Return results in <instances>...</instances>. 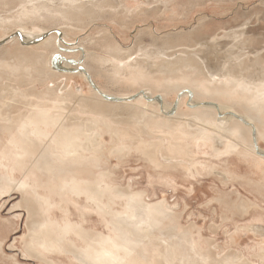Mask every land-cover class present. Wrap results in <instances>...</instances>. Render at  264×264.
<instances>
[{
  "label": "bare ground",
  "instance_id": "6f19581e",
  "mask_svg": "<svg viewBox=\"0 0 264 264\" xmlns=\"http://www.w3.org/2000/svg\"><path fill=\"white\" fill-rule=\"evenodd\" d=\"M129 1L118 0L115 6L111 0H0V10L19 7L12 15H0V29L33 27L23 37L17 33L14 51L0 48V170L9 173L0 175V193L16 189L22 194L21 207L30 220L25 249L43 261L46 254L61 253L82 264H250L239 255L218 259L201 249L161 204L146 203L144 193L113 188L101 170L106 153L132 150L152 161L162 156L166 164L188 167L194 148L204 147L215 156L251 159L264 176V153L253 143L264 139V50L246 48L253 38L245 23L222 35H207L211 29L202 27L203 40L191 41L189 34L183 43L166 38L161 46L149 28L135 37L133 53L114 41L116 26L175 20L178 11L175 0L155 6ZM102 18L111 22L109 30L83 43L100 53L79 43L71 50L81 49L82 62L75 65L63 56L50 67L70 34ZM141 34L150 38L148 48L140 45ZM221 39L233 42L230 49L220 52ZM78 72L105 79L115 92L93 84L95 91L88 95L73 90L66 82ZM52 80L59 84L53 87ZM172 96L178 97L176 105L169 101ZM105 133L114 142L109 149L103 145ZM15 172L22 173L21 180ZM43 176L60 181L58 194L82 196L107 216L111 234L52 219V198L39 192L50 188ZM117 201L120 211L113 207ZM258 259L264 262V249Z\"/></svg>",
  "mask_w": 264,
  "mask_h": 264
},
{
  "label": "rangeland",
  "instance_id": "374dc122",
  "mask_svg": "<svg viewBox=\"0 0 264 264\" xmlns=\"http://www.w3.org/2000/svg\"><path fill=\"white\" fill-rule=\"evenodd\" d=\"M147 1L150 6H155L159 5L161 0ZM111 2L115 6L118 4V0ZM129 2L130 5L134 4L133 0ZM174 2L173 9L178 11L175 20H149L128 24L124 28L115 25L112 31L114 41L134 53L137 49L135 37L149 28H152L155 37L159 39L157 45L161 46L166 38L177 37L180 41L178 42L181 43L182 39L185 40L186 35L190 34L191 41L203 40L207 35H222L246 23L248 35L253 38L246 48L264 50V0H175ZM9 8H2L0 15H12L19 7ZM110 27L111 22L102 18L87 25L79 33L70 34L68 37L70 39L65 40L62 50L58 49L59 51L54 53L50 67L53 68L55 58L59 59L63 56H66L69 63L75 65L82 62L81 49L71 50L81 43L82 48L86 47L87 51L100 53L95 47L83 43L97 40L96 37L102 35L99 31L105 28L109 30ZM202 27L210 28V34H203ZM32 28V25L27 23L22 29H0V43H4L0 48L10 47L11 51H14L15 48L11 47V43L13 40L19 41L17 33L21 32L23 37L25 33H32ZM52 30L46 31L48 35L55 33ZM56 36L58 40L62 39V35ZM139 39L140 45L144 48H148L152 43L145 34H141ZM226 40L219 41L217 48L220 52L230 49L233 45V42ZM87 70L92 71L90 68ZM71 76L66 84L68 83L73 90L81 88L80 92L82 91L84 95H88L89 91H95L93 85L107 92H115L108 87L105 79L97 76L90 77L79 72L72 73ZM52 84L56 87L59 82L52 80ZM35 89L39 91L41 86L35 85ZM177 98L172 96L169 101L172 102L174 99L173 104L176 105ZM117 127L124 126L118 124ZM143 139L148 142L153 141L145 136ZM102 140L106 149L114 143H111L110 135L107 133L102 135ZM253 143L256 150L260 149L264 153V139ZM164 159L159 156V159L152 161L133 150L115 155L106 153L103 158L104 170L101 171L108 174V183L110 182L113 188L129 193H144L143 198L146 203L161 204L173 216L179 231L190 232L200 248L212 251L216 258L221 259L227 254H234L243 257L242 259L250 264H264L258 259L260 250L264 249V176L256 171L259 170L257 164L251 159H241L234 154L215 156L204 147L194 148L191 159H188L195 165L186 163L188 166L186 167L174 164L175 161L173 165L172 163L169 165L164 163ZM225 172L229 173L230 178L224 177ZM1 174L5 176L9 173L0 170ZM13 177L21 180L23 176L22 173L15 172ZM43 177L50 188L41 189L39 192L52 198L53 205L50 210L52 219L59 222L67 220L71 225L82 227L86 232L102 235L110 233V226L105 221L108 217H102L94 205L82 196L67 194L68 199H66V196L58 194L59 180L54 177ZM21 195L16 189L0 193V264H82L70 254H46L47 259L43 261L27 253L24 241L27 239L30 220L26 210L21 207ZM120 204L117 201L113 206L114 209L120 211ZM69 238L77 247L82 246L83 243L75 235H70Z\"/></svg>",
  "mask_w": 264,
  "mask_h": 264
}]
</instances>
